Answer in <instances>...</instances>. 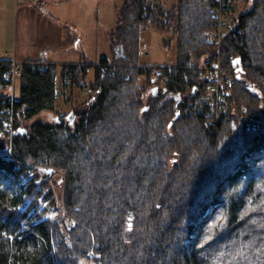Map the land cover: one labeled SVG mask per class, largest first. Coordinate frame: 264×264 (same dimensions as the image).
Returning a JSON list of instances; mask_svg holds the SVG:
<instances>
[{
	"label": "trees",
	"instance_id": "1",
	"mask_svg": "<svg viewBox=\"0 0 264 264\" xmlns=\"http://www.w3.org/2000/svg\"><path fill=\"white\" fill-rule=\"evenodd\" d=\"M244 1L222 38L230 86L217 109L200 75L217 55L207 40L216 0L171 11L124 0L110 60L64 63L59 82L57 65L26 60L17 97L4 91L12 60L0 59V151L12 156L0 157V264H264V122L242 121L264 116V0ZM148 24L172 31L173 65L140 64ZM75 85L90 94L74 119L28 123ZM38 166L62 174L61 201Z\"/></svg>",
	"mask_w": 264,
	"mask_h": 264
},
{
	"label": "rangeland",
	"instance_id": "2",
	"mask_svg": "<svg viewBox=\"0 0 264 264\" xmlns=\"http://www.w3.org/2000/svg\"><path fill=\"white\" fill-rule=\"evenodd\" d=\"M123 1L124 0H65L64 2L58 3L52 2L51 0H38L33 7L38 11L42 10L48 12L50 16L53 15L54 18L52 20L54 23L65 26L73 36L68 37L66 32H61V34H59V30L55 27H53V29L47 27L50 37L54 38V40L51 39L50 42L52 46L49 48H42L39 52H36L37 47H35L30 40H36L39 43L40 34H36V32L33 34L30 32V39L28 38L30 42L24 46H20L19 43L16 42V36H18L20 30L19 8L21 2H18L17 9L15 0H4L0 2V59H10L18 66L26 57L36 58L41 61L51 58L53 61L55 60L56 63L74 61L73 63L76 64L97 63L99 59L103 57L110 60L115 51L111 46V31L116 23L117 10L122 5ZM149 1L158 2L168 11H171L176 4V0ZM234 5L235 10L232 12L233 16L246 10L250 6V2L245 3L244 0H238ZM35 25L38 29L46 28L43 23ZM22 35L25 36L24 33ZM23 36H19L20 41L26 39ZM175 42L176 39L171 30L165 32V30H162L154 24L144 26L140 31V64L159 66L173 65L176 61ZM116 52H120V46L116 48ZM59 66L60 65L57 64L58 75L60 73ZM93 73V68H89L88 77L81 83L87 85L93 78ZM16 78L18 77L16 76ZM146 82L143 76L137 78L139 87L144 88V100L148 96L145 90L148 89L149 85ZM70 89L71 88H67L65 91L68 93L66 92L57 98L54 111H42L30 118L28 123L30 124L37 120L52 122L53 119L55 120L56 116L69 113L73 106H79L80 104V106L84 105L90 94L86 92L85 86L75 85L72 86L71 90ZM211 94L213 95V93ZM211 105L216 108L214 100L211 101ZM256 114L257 117L255 118L252 117L254 112L250 114L251 119L248 115L242 114L244 119L242 121L245 123V126L251 122L254 124L256 122H264V116L258 115L257 112ZM215 118H220V116L215 114ZM37 169L40 170L41 174L44 176L51 178L56 197L61 201L63 190L62 174L50 167L38 166ZM52 215L54 217L59 216V211H54ZM85 264L90 263L85 261Z\"/></svg>",
	"mask_w": 264,
	"mask_h": 264
},
{
	"label": "built area",
	"instance_id": "3",
	"mask_svg": "<svg viewBox=\"0 0 264 264\" xmlns=\"http://www.w3.org/2000/svg\"><path fill=\"white\" fill-rule=\"evenodd\" d=\"M217 4L212 8L211 11V20H212V28L208 30L207 33V40L211 44L216 45V52L217 55L213 57L211 62V66L206 69H202L200 72V75L207 79L210 83L209 91L213 93L214 95V104L217 107L221 104L224 97L228 95V89L230 86V77H229V71L222 67L221 64V56H220V48L222 44V38L223 35L231 30L234 26L233 21V15L230 9L226 7V4H230L231 6H235L234 3L238 0H216ZM226 1V3H225ZM21 72V66L13 65L12 68L7 71L4 75V78L6 80H9L11 84L13 83L16 75H18ZM160 72L156 69H153V71L150 74L149 80L151 81V85H155L160 81ZM86 92L90 93V89L86 88ZM61 92H59L58 95ZM252 117L255 118L253 115ZM250 118V117H249ZM253 118V119H254ZM3 119L2 116H0V120ZM251 119V118H250ZM1 158H8L12 159L11 156V149L10 148H4L0 152ZM69 224H72V222H69Z\"/></svg>",
	"mask_w": 264,
	"mask_h": 264
},
{
	"label": "crops",
	"instance_id": "4",
	"mask_svg": "<svg viewBox=\"0 0 264 264\" xmlns=\"http://www.w3.org/2000/svg\"><path fill=\"white\" fill-rule=\"evenodd\" d=\"M3 1L4 0H0V2H3ZM51 1L52 2L61 3L62 1L64 2L65 0H51ZM18 2H21L20 3V8H19L20 30H19L18 36H16V42H18L20 46H24L28 42L32 41L34 46L37 47L36 48V52H39V50H41L42 48L51 47L52 44L50 42H51V39L54 40V38L50 37V33L47 31V27L48 28H52V29H53V27H55L57 30H59V34H61V32H66L68 37H72L73 36L70 33L69 29H67L65 26H61V25H58V24L54 23V21L52 20L54 18L53 15H51L52 16V18H51L50 14H48V12H45V11H42V10L38 11L36 8L33 7V5L36 4V2H38V0H15V5H17V9H18ZM42 23L46 26V28L38 29V27H36V25H35V24L39 25V24H42ZM34 28H35L36 31L34 30ZM30 32H32L33 34H34V32H36V34H40V40H39L40 42L39 43L36 40H30L29 41ZM23 33L25 34V36L22 35ZM20 35L23 36L26 39L20 41V39H19ZM26 60H37V59L36 58H32V57L31 58L30 57H26V58H24L22 60V62H24ZM42 62L52 63V64H55V65H57V64L62 65L64 63H73L74 61L73 62L66 61V62H62V63H56L55 60L53 61V59L49 58V59H43ZM12 63H13V65H17L13 61H12ZM19 66H21V64ZM59 79H60V75L57 76V81L58 82H59ZM18 88H19V82H18V78H16V80L14 79L13 83L11 84V86L7 87L4 91L7 94H13V96L17 97ZM71 89H72V87H71ZM0 92H3V91L1 90ZM66 92L67 91H65V93ZM69 114H70V112H69Z\"/></svg>",
	"mask_w": 264,
	"mask_h": 264
},
{
	"label": "water",
	"instance_id": "5",
	"mask_svg": "<svg viewBox=\"0 0 264 264\" xmlns=\"http://www.w3.org/2000/svg\"><path fill=\"white\" fill-rule=\"evenodd\" d=\"M232 64H233V66H235L236 64H238V65H239V64H240V61H239V59H234ZM250 88L252 89L253 87L251 86ZM72 116H73V113H72V112H70V114H69V117H68V118H69V120H72Z\"/></svg>",
	"mask_w": 264,
	"mask_h": 264
},
{
	"label": "bare ground",
	"instance_id": "6",
	"mask_svg": "<svg viewBox=\"0 0 264 264\" xmlns=\"http://www.w3.org/2000/svg\"><path fill=\"white\" fill-rule=\"evenodd\" d=\"M166 83V82H165Z\"/></svg>",
	"mask_w": 264,
	"mask_h": 264
}]
</instances>
